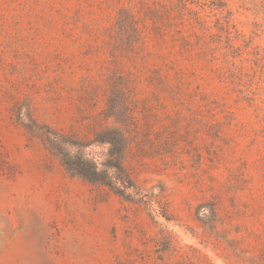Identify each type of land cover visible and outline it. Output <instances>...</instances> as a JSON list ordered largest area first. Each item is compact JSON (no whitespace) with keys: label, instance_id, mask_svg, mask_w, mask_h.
I'll list each match as a JSON object with an SVG mask.
<instances>
[{"label":"rangeland","instance_id":"rangeland-1","mask_svg":"<svg viewBox=\"0 0 264 264\" xmlns=\"http://www.w3.org/2000/svg\"><path fill=\"white\" fill-rule=\"evenodd\" d=\"M154 1L0 0V264H264V0H190L223 27L188 51L173 9L146 43L118 26ZM44 131L124 196L70 176Z\"/></svg>","mask_w":264,"mask_h":264},{"label":"trees","instance_id":"trees-1","mask_svg":"<svg viewBox=\"0 0 264 264\" xmlns=\"http://www.w3.org/2000/svg\"><path fill=\"white\" fill-rule=\"evenodd\" d=\"M153 4V8L143 11L140 23L141 25L137 24L139 12L135 7L129 6L128 9H123L122 11L125 16L119 21L117 20L118 26L123 25L125 27H130L132 32L137 35V38L146 43L150 31V29L147 28V21L152 23L151 27L153 31L158 30L161 32V23L164 21V15H161L160 8L166 9L168 11L173 9L174 13L169 16L171 25L173 24L175 26V28L171 31L173 42L175 44H179L180 49L185 51L190 49V37L196 33V28L198 34H202L205 37L208 35H214L213 30L215 29L216 31H222L223 24L220 23V18H217V24L219 25L214 29L212 22L207 21L200 12L193 11L188 7V4H193L190 2V0H156L153 2ZM211 6V11L215 12L222 11L223 8H225V5L220 3V0H218L216 3L211 2ZM156 20L159 22L156 23ZM165 22H169V20L167 19ZM225 24L228 27L230 24L229 20L225 21ZM163 32H165V30ZM198 54L206 64H210L212 66H217L218 64V67H220V74L222 63H226V65H228L229 62L228 54H224V56L221 58V55H217L207 47L200 48ZM101 135L102 137H100L98 141L96 140V142L107 145L110 154L112 153L113 148H115L117 145H121L123 153L129 147V139L127 135L122 132L121 128L106 127L103 129ZM39 136L44 146L50 152L58 155L61 164L70 176L82 179L90 185L107 187L115 194L124 196V193H122L123 190L120 188L125 189L126 183H123L122 179H118V182L122 184V187H116L117 183L115 177L113 178L108 172L110 168L109 166L101 170L95 161L88 159L81 154L72 155L67 149V146L71 143H64V141L61 140L60 135L57 133L44 131V133H41ZM121 162V159H118L116 165H114V168L123 170Z\"/></svg>","mask_w":264,"mask_h":264}]
</instances>
